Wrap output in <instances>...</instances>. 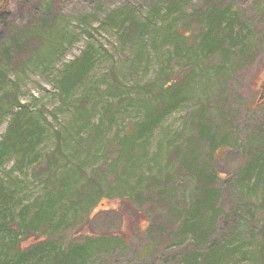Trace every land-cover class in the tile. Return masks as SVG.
I'll return each mask as SVG.
<instances>
[{"label":"rangeland","instance_id":"1","mask_svg":"<svg viewBox=\"0 0 264 264\" xmlns=\"http://www.w3.org/2000/svg\"><path fill=\"white\" fill-rule=\"evenodd\" d=\"M202 1L181 3L180 10L167 15L166 1L154 14L153 0H41L34 6V0H15L10 13L0 16V142L20 106H26L45 128L34 151L36 162L31 163L29 156L18 169L17 157L7 155L0 162V180L8 192L14 191L8 208L15 214L22 206L28 207L30 215L40 207L48 208L52 221L39 231H46L40 234L43 241L57 239L68 247L84 242L87 231L88 237L102 238L85 264H179L190 248L205 251L213 245L233 251L224 264H262L264 171L250 181L243 179L242 169L252 152L264 149V0H227L238 17L237 29L240 20L245 25L246 40L240 39L248 42L245 55H239V46L227 45L232 51L227 58L219 49L194 59L189 37H197L201 28L189 21ZM130 14L139 23L149 17L154 22L147 32L123 37L121 25ZM112 15L116 16L113 24L109 22ZM168 27L187 34L186 57L194 60L192 65L183 66L172 55L173 41L163 39ZM14 35L21 37L20 42L33 35L42 39L35 52L19 57L24 62L18 68L2 55ZM84 55L92 59L91 66L69 94L63 93L62 81L75 72L74 61ZM182 79L190 85L186 100L147 137L125 145L127 133L137 131L156 102V89ZM204 108L220 115L215 117L214 131L229 137L231 144L213 159L218 169L214 187L219 194L214 208L199 212L206 223L196 232L203 234L201 239H195L193 231L183 235L178 231L187 219V209L197 205L202 178L194 170L206 169L204 174L211 170L209 141L200 142L193 135L188 142L194 116ZM176 148L180 154L173 158ZM191 150L199 153V165L194 170L181 169L183 153ZM232 150H238L233 163L227 161ZM163 187L167 197L155 202L154 195ZM83 190L84 194L77 193ZM104 198L100 207L118 209L143 233L132 239L133 226L127 223L122 229L118 213L114 217L102 213L104 227L111 223L113 228L95 235L87 217ZM51 199L54 205L49 207ZM156 217L167 227L160 228L159 234L148 233ZM49 224L59 227L53 232Z\"/></svg>","mask_w":264,"mask_h":264},{"label":"trees","instance_id":"2","mask_svg":"<svg viewBox=\"0 0 264 264\" xmlns=\"http://www.w3.org/2000/svg\"><path fill=\"white\" fill-rule=\"evenodd\" d=\"M15 0H0V16L8 15L10 10L12 9L11 5ZM41 2V0H36ZM34 0V3L36 2ZM167 2V15H171L173 11L180 10L179 4H186L189 0H153L154 5L153 8L154 14H159L162 8L161 2ZM185 2V3H184ZM161 3V6H160ZM181 4V5H182ZM235 11H232V6L227 0H204L199 5V7L194 10L192 13V18L189 23L197 24L201 28V34L197 37H189L191 43V49L189 52H192L195 58H199L200 56L207 57L210 54L215 53L217 50H221V54L223 57H228L232 54L230 48L226 46L229 45L239 46L238 51L240 56L245 55L244 49L247 41H244L247 35L243 34V29L245 25L240 20L239 29L236 27V23L238 17L235 16ZM133 14L128 15L123 23V33L122 36H132L133 34H138L141 32H147L148 28L153 24L154 20L152 17L147 19L145 23H139L138 21L132 18ZM120 16H117V21ZM110 23H115L116 16L112 15L109 17ZM122 21V20H121ZM120 21V22H121ZM120 22H117L120 23ZM20 36L14 35L10 37L9 43H5L2 48V55L6 59L9 65H12L14 68H18L23 64V60H20L21 56H28L30 53L35 52L37 50V45L41 43V38L33 35L31 38H26L24 41L20 42ZM187 34L182 33L181 30L171 31L170 28H165V32L163 35V39L166 41H173L174 45V53L172 55L175 59L183 62V66H190L191 61L187 59V48L185 43L187 42ZM240 39H244L241 40ZM240 41V43H238ZM244 50V51H243ZM198 51V53H197ZM23 57V58H24ZM12 59H17V62H12ZM171 60H174L171 58ZM181 62V63H182ZM75 64V72L70 76H66L62 81L61 89L65 94H69L71 91V87L74 86V83L78 81V79L89 69L92 64V59L87 56H83V58H79L74 61ZM117 76L116 74H114ZM189 82L186 79H182V81L174 82L168 81L159 86L156 89V93L154 96L156 97V102L153 106L149 108V111L146 112L144 119L142 120L140 125H137V130L134 134L130 130L125 137L124 144L131 145L135 140L145 138L151 133L160 123L163 121L169 114L175 111L183 102L186 100V92H188ZM190 90V88H189ZM19 103V102H17ZM206 106V105H203ZM221 106V105H220ZM21 109L14 113L12 121L7 128V132L4 135L3 140L0 142V162H3L7 155L13 154L17 157L15 168L22 169L26 162H28L27 158L29 156L32 157L30 162H36L38 159L37 153L34 154L37 147L42 142V135L45 132V128L40 124V120L38 122L31 115L30 111L26 108V106H20ZM111 108L107 109L110 110ZM221 111L224 113V109L221 106ZM212 109L206 110L200 109L197 114L194 116V121L192 122L193 134L189 138L188 142L191 140L192 136L198 139L200 142L209 141L210 145V160L212 161L209 165L211 170L209 172H204L206 169L199 170L201 168H196L199 165L200 158L198 157L199 153L194 150H191L189 153H183V159L180 162V168L183 166L188 169L194 170L196 175L201 177L199 181H201L199 187L197 188V199H196V207H191L190 210L187 209L188 215L187 219L183 221L179 227V234H188L193 231L195 234L194 238H199L203 236V234L196 233L200 226L204 227L206 223V218H203L202 215H199L200 211L207 210V208H214L215 201L218 198V189L214 187L215 180L218 178V169L216 167V163L213 162L215 159V155L222 148L224 149L226 146L231 144V140L229 137L220 136L218 133H215V126L218 123L216 120V115L213 113ZM131 134V135H129ZM192 138V141L194 140ZM227 149V148H226ZM233 151V150H232ZM238 150L235 152H230L229 157H227V161L233 163V159L236 158ZM248 159V163L246 168L242 169L243 174H245L244 178H248L250 181L255 177L256 173L259 171L260 174H263L264 171V149L263 151H254L252 152ZM180 149L176 148L171 153L173 158L179 156ZM51 156L54 157V154ZM27 160V161H26ZM230 162H226L231 164ZM49 166V162L47 163L44 169H47ZM179 171V167H178ZM257 180V179H256ZM153 180L150 182L151 187ZM85 187V186H83ZM163 187L162 190L159 191L156 195H154L156 199L155 202L164 201L165 190ZM86 191H77V193L84 194ZM14 191L6 189L2 180H0V264H28L29 261H41L43 260L45 264H85L88 261V257L90 252H92L93 245H100L102 242V238L96 239L93 238V235L87 236L88 232L85 236L84 242H77L73 244H69L68 247H64L61 245V240H45L43 241V236L39 233L40 230H43L44 226L47 223L52 221V214L47 212L49 211L47 207H40L37 211L30 215V211L22 206L20 212L15 214L14 211L9 207V202L13 200ZM106 198L100 199L92 210V212L88 215L89 226L93 229V233L96 235H102L104 232L113 228L111 223L105 228L104 225V216L102 213H107L111 217L112 214L118 213L120 219H123L122 229L127 225L128 218L126 215L120 213L121 211L114 212V209L108 208L110 205L106 207H100L102 203H105ZM54 205V201L48 203L47 206L52 207ZM47 208V209H45ZM99 209V210H98ZM108 211V212H107ZM112 211V212H111ZM177 211V210H176ZM178 212V211H177ZM179 213V212H178ZM116 215V216H117ZM179 216H177L178 219ZM97 218V219H96ZM87 219V220H88ZM134 219V217H133ZM156 222L154 226H148V233L151 234H159V229H163V227H167V223L165 221L160 220V218L156 217ZM214 214L212 219H209V224L206 227L210 228L213 224ZM60 224V223H59ZM59 224H55V226L51 227L49 224L48 229L56 231L59 227ZM130 227L133 226V231L130 232L131 238L139 237L140 234L143 233L144 229L135 228L134 222L130 220ZM103 225L104 230L99 231L98 226ZM204 225V226H203ZM128 226V225H127ZM51 227V228H50ZM88 227V225H87ZM120 228V229H121ZM139 230V232H137ZM82 230H79L80 232ZM121 231V230H120ZM125 231V230H124ZM264 231V230H263ZM177 235V234H176ZM92 236V237H90ZM26 237V241L22 240ZM35 238V239H34ZM28 239V240H27ZM104 241V240H103ZM120 241H125V238L120 239ZM104 243V242H103ZM21 246L22 250L18 248ZM6 246L5 252H2V248ZM28 248V249H27ZM233 254L232 250H223L220 245H213L209 247L205 251H198L194 248L192 250L190 248L187 251L186 255L183 257V261H180L181 264H224L226 261L224 259ZM261 258L263 259L262 264H264V235H263V249L259 252ZM189 255V257H188ZM179 263V264H180Z\"/></svg>","mask_w":264,"mask_h":264}]
</instances>
